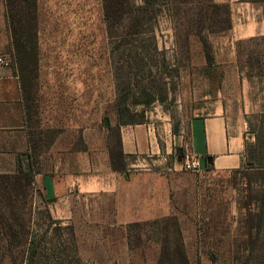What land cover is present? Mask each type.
I'll return each mask as SVG.
<instances>
[{"label":"rangeland","instance_id":"rangeland-1","mask_svg":"<svg viewBox=\"0 0 264 264\" xmlns=\"http://www.w3.org/2000/svg\"><path fill=\"white\" fill-rule=\"evenodd\" d=\"M215 1L229 4L223 11L232 28L248 23V14L264 19V3ZM37 9L39 46L26 54L12 44L0 1V54L22 82L33 158L49 153L58 138L76 159L90 146L86 159L91 168L102 165L101 149H114L116 167L136 178L141 208L168 204L171 210L102 230L55 218L34 184L21 215L25 250L33 242L41 244L31 264H101L92 256L85 260L78 242L90 236L120 237L121 230L131 264H264V226L258 225L264 178L248 164L264 163V36L238 39L232 28L206 33L213 46L211 65L200 39L176 36L165 13L154 21L157 51L150 45L151 30L142 36L144 47L122 27L111 30L103 0H38ZM217 105L224 107L231 126L244 131L246 162L223 172L187 170L190 123L212 114ZM134 120L156 130L162 153L142 155L132 164L135 158L122 159L116 146L121 122ZM27 260L28 252L14 245L0 255V264Z\"/></svg>","mask_w":264,"mask_h":264},{"label":"crops","instance_id":"crops-1","mask_svg":"<svg viewBox=\"0 0 264 264\" xmlns=\"http://www.w3.org/2000/svg\"><path fill=\"white\" fill-rule=\"evenodd\" d=\"M0 1L4 9V0ZM248 4L253 3L249 0ZM247 18L248 23L232 28L233 36L238 39L264 36V19L259 20L255 14H248ZM27 110L19 75L9 66L0 67V173L14 172L19 154L32 152ZM120 134L124 154L127 158H135L132 164L142 155L162 153L157 132L150 126L142 123L122 125ZM59 139L49 153L35 160L38 170L35 174L37 190L55 218L88 223L89 226L95 224L102 230H108L121 229L124 224L170 212L171 206L168 204H143L141 208L136 178L113 169L107 147L101 149L102 165L91 168V160L86 159L91 153L90 146L80 150L76 159L75 151L70 150L69 144L68 148L63 147ZM187 149L198 158L203 168L208 169L210 164V169L215 171L238 169L246 162L245 133L236 125H230L223 106L217 105L212 114L191 121ZM101 237L90 236L86 241L82 239L78 242L80 254L85 260L92 256L93 260L107 264L115 257V264L132 263L128 238L123 230L120 237ZM85 244L94 247L89 251L85 246L82 247ZM113 245L120 246V249L111 248Z\"/></svg>","mask_w":264,"mask_h":264},{"label":"trees","instance_id":"trees-1","mask_svg":"<svg viewBox=\"0 0 264 264\" xmlns=\"http://www.w3.org/2000/svg\"><path fill=\"white\" fill-rule=\"evenodd\" d=\"M38 0H5L6 19L11 33L12 44L17 51L35 52L39 46V15ZM253 4L264 3V0H251ZM104 14L109 28L122 27L125 32L133 33L139 47L146 46L142 36L145 32H153L152 45L158 51V41L154 33V21L165 13L175 24V35H195L200 39L207 60L212 65V43L206 33L218 35L231 29V20L224 17L229 4H220L215 0H103ZM192 33V34H191ZM186 37V36H185ZM153 99L150 100L152 102ZM138 121L121 122L118 129L117 155L127 158L123 152L120 127L127 124H139ZM176 133V132H175ZM112 167L123 172L114 163V149H110ZM26 157V158H25ZM34 153L27 151L19 154L17 168L14 172L0 173V255L8 253L13 245L28 252L26 264H31L40 248V242H33L25 250L26 228L22 222L31 186L35 184V174L38 171ZM27 162H26V160ZM251 163L253 169H258L264 178V163ZM210 169V164L208 166ZM31 194V193H30ZM28 197V198H27ZM264 198V192H263ZM249 216L251 213L248 214ZM259 216V215H258ZM260 228L264 226V201L260 208ZM54 222L50 215V225ZM253 228V226H252ZM261 233V230H259ZM258 232V236H260ZM257 236V237H258ZM8 239L13 241H9Z\"/></svg>","mask_w":264,"mask_h":264},{"label":"built area","instance_id":"built-area-1","mask_svg":"<svg viewBox=\"0 0 264 264\" xmlns=\"http://www.w3.org/2000/svg\"><path fill=\"white\" fill-rule=\"evenodd\" d=\"M9 60L4 56L0 54V67L2 66H8ZM185 159V168L187 170L191 171H201L203 168L202 164L198 160L197 157L193 156L188 149H186V154L184 156Z\"/></svg>","mask_w":264,"mask_h":264},{"label":"water","instance_id":"water-1","mask_svg":"<svg viewBox=\"0 0 264 264\" xmlns=\"http://www.w3.org/2000/svg\"><path fill=\"white\" fill-rule=\"evenodd\" d=\"M107 124V123H106Z\"/></svg>","mask_w":264,"mask_h":264}]
</instances>
